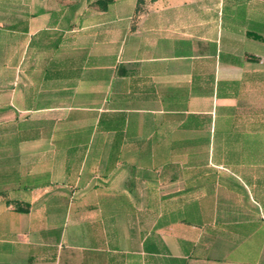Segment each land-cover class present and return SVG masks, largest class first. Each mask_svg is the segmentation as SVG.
<instances>
[{"label":"crops","instance_id":"1","mask_svg":"<svg viewBox=\"0 0 264 264\" xmlns=\"http://www.w3.org/2000/svg\"><path fill=\"white\" fill-rule=\"evenodd\" d=\"M0 264H264V0H0Z\"/></svg>","mask_w":264,"mask_h":264},{"label":"rangeland","instance_id":"2","mask_svg":"<svg viewBox=\"0 0 264 264\" xmlns=\"http://www.w3.org/2000/svg\"><path fill=\"white\" fill-rule=\"evenodd\" d=\"M23 117V116H22ZM18 120H19V118H18ZM2 125H4V124H6V122L2 119Z\"/></svg>","mask_w":264,"mask_h":264}]
</instances>
